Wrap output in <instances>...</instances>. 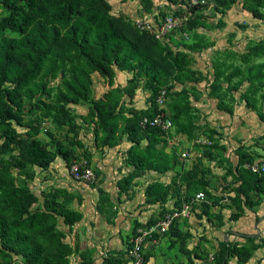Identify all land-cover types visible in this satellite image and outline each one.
Segmentation results:
<instances>
[{
    "label": "trees",
    "instance_id": "16d2710c",
    "mask_svg": "<svg viewBox=\"0 0 264 264\" xmlns=\"http://www.w3.org/2000/svg\"><path fill=\"white\" fill-rule=\"evenodd\" d=\"M145 1L141 8L148 12L152 0ZM161 1L167 5L184 4V0ZM211 1L219 16L236 3V0ZM263 6L264 0L241 2V7L259 20H264ZM0 7L5 12L0 18V264H68V257L73 253H78L80 264H121L117 258L109 257L94 263L86 249L78 251L76 246L63 240L65 232L58 225L69 231L81 217L79 211L66 206L72 194L63 188H49L38 194L30 189L28 179L33 176L32 167L44 168L52 161L36 137V121L48 119L56 128L73 126L68 105L87 103L85 115L93 121V148L113 147L122 136L129 142L122 159L128 170L115 183L117 193L126 192L132 180L146 171L162 174L177 161L174 152L165 150L167 140L158 127L139 124L142 117L151 118L163 112L174 133L193 137L197 125L191 119L184 85L194 70L186 55L206 48L209 43L192 33L195 38L191 42H180V48L171 50L167 44L136 28L130 20L111 15L106 0H0ZM185 8V12L192 14L186 4ZM199 17L193 14L186 22L201 25ZM215 25L221 27L223 23L218 20ZM6 30L14 35L6 34ZM233 55L238 64L230 65L226 61ZM233 55H227L225 60L217 56L213 59L206 96L215 100L217 110L231 115V94L245 83L239 98L262 121L264 38L251 41L243 51ZM116 71L130 73L123 85L114 82ZM92 72H97L107 86L96 99H92ZM55 78L57 83L50 86L49 81ZM138 80L149 90L146 108L136 109L129 104ZM173 85L179 88L170 92ZM163 86L167 95L172 93L168 117L155 102ZM15 126L22 131H17ZM48 135L54 153L66 161L67 155L59 142ZM140 140L144 141L143 145ZM208 140L210 143L202 149V156L224 163L225 173L237 182L229 197L234 212L228 219L234 220L244 208L256 203L250 193L256 197L264 195V173L251 172L242 166L255 157L242 144L234 148L236 160L232 163L223 155V144L212 135ZM197 169L176 171L168 184L158 180L146 183L143 202L163 203L171 186L175 188L172 192L175 202H180L181 196L188 201L186 196L190 190L205 186L201 176H197ZM96 191L99 197L95 209L108 222L100 202L109 204V201L102 189ZM255 247V244L230 246L229 242L220 241L214 264H226L231 255L237 263H244Z\"/></svg>",
    "mask_w": 264,
    "mask_h": 264
},
{
    "label": "crops",
    "instance_id": "0c3cea01",
    "mask_svg": "<svg viewBox=\"0 0 264 264\" xmlns=\"http://www.w3.org/2000/svg\"><path fill=\"white\" fill-rule=\"evenodd\" d=\"M106 2L110 6L109 13L111 15L126 18L131 22L143 19L153 20L154 18L152 17L155 15L157 16L155 7H151V10L145 13L140 9V5L137 0H106ZM241 2L242 0H236V3L231 5L229 9H227L225 13L220 16L213 10L216 18L211 22H208V19L210 18H204L201 16L198 18L202 21V23L207 22L211 24H214L216 21L220 20L223 23L221 27L214 26L213 28H210L209 26H207L206 28H204L200 24H195L194 26H191V30L189 29V31H192V33L194 32L193 35L196 34L195 36L199 37V40L202 39V41L209 43L206 48L201 49L202 52L205 53V57L208 56L210 58L213 55V58L219 56V60H225L226 58H228L227 55H233L237 52L243 51L245 46L248 45L251 41L264 38V34L263 36H260L256 39L248 36L251 32L256 35L258 32L262 31V29H264V24L253 29H242L231 24L234 20L230 15L231 12H233L234 14L232 15L236 17L250 20V24H255L258 21L264 23V20H259L251 17L250 13L246 9H243L241 7ZM161 3L163 4V2ZM174 6L175 5H170V8L174 9ZM263 9L264 6L261 8V11L264 12ZM185 32L186 34L188 33L187 31ZM224 35H227V37H224ZM167 45L169 46L170 43H168ZM234 56L235 55H233L232 57L230 56V58L234 59ZM260 60L261 59H256V61ZM235 64H238V60H236ZM123 73L124 71L115 72V76L119 77L118 81H121L120 77L124 78ZM90 77L92 81V95L94 89L97 93L95 96H92V99H96L101 96L107 86L103 78L100 77L97 72H92L90 74ZM208 77H210V75ZM94 82L97 83L96 86L93 85ZM120 85L123 84L120 83ZM245 86L246 84L244 83L240 87V89H238L237 91H233L231 94L232 100L229 101L233 110L231 115L217 110L214 106L215 100L207 97L205 93V97L207 98V100H209V102L211 103V108L214 110L213 112H215V114L219 116H226L229 118L231 117L232 125L234 124L235 127L243 124V122H245V118L244 116L240 117L239 114H236L234 112V107L236 104H241L243 107H245L244 115L248 122L246 128H242L240 130V138L238 141H236L235 146L232 145L231 148H228L227 145L224 144V140L217 137V134H212V136L216 137L220 144H223L225 146L223 155L225 157H228L232 163H234L236 160V156L234 155L233 150L239 144L245 146L246 151L255 156L254 158L264 159V119L260 121L257 118L256 112L254 110L248 109L245 106L243 100L239 98V92L243 91ZM82 104L85 106V112H81L79 113V115L85 116L87 112V103ZM74 106L79 105H68V107ZM44 128L46 129V127ZM128 145L129 142H127L124 136H122L115 146L110 148H102L101 151L104 154L102 157L103 160L114 161L113 159H115V161L117 162L116 164H118L117 159H120L121 161H119V164L122 163V159L125 156L124 151ZM166 148L167 145L165 147V150ZM116 154H118V158H116ZM81 158L87 162V159L84 157L73 158L70 159L66 166L65 175L68 178V185L54 184V181H57V173L54 168H51V165L55 162V159H62L59 155H55L54 157H52V161L44 168L33 166V176L31 179H28V184L32 192L37 194L40 191L48 190L49 188H63L68 193L73 195L72 200L67 203L66 206L81 213L79 221L74 223L75 231L82 233L81 241L83 242L85 249L88 251L90 258L94 263H99L102 258L109 257L117 258L121 262V264H125L126 243L127 239L132 233L131 230L133 227L147 224L150 219H153L163 212H166L174 207H178L182 202H188L189 211L186 216L179 217L167 232H164L162 234H153L150 238L144 241L141 247L143 264H188V260L191 259V264H214L210 261H206V263H200L199 258L194 257V253L203 255L206 253L207 255L209 254L210 258L211 252L215 253L218 251V243L220 241H227L229 242L230 246L235 245L249 247L251 244H258L256 248L250 251V255L246 262L237 263L235 256L231 255L228 257L226 264H264V261L261 258V252L264 253V243L259 244L260 241L264 242V195H259L258 197H256L254 193H250V197L254 200L256 199V203L251 208H244L236 219H228L229 214L231 212H234V207L231 204L229 197L233 195L234 192H232V190L237 185V182L234 181L229 174L225 173L226 168H209L211 174L220 173V171H222L225 176L226 183L222 184L220 188H225V191L227 190V192H224L223 197L215 200V202L213 203L205 201L204 204L206 206L204 208L203 206L199 208H193L191 205L193 203L192 196L190 197V201H185L184 197L181 196L180 202H175L176 196L175 194L170 193V190L166 200L163 203H144L142 192L146 183L153 180H158L168 184L176 171H179L181 169L185 170L187 168H170L162 174L146 171L142 176L136 178L140 181H144V183L142 186H140L139 191L134 194L132 199L128 201V204H132L134 202V198H136V208L139 212V216H137L136 218L137 225L128 228L129 224L120 223V219L119 227H114L113 230L108 228V224L105 222L104 224L106 225V227H100L101 216L95 211V206L94 204H91L89 199L78 203L79 198H75L74 196L76 195L77 197V193L74 191L75 186L73 185V183L78 182L71 179L68 172V166L71 161ZM209 161L214 162V160ZM93 169L96 173L99 171L103 176H105L104 184L102 185L106 189H116V180L120 176L124 175L128 170V168ZM213 169L218 170L219 172H212ZM148 175L151 177L148 180H145ZM162 177L165 178L163 179ZM180 192H182L181 189ZM79 193L84 195L87 192L85 190H79ZM170 194H172V198L170 197ZM226 204H228V206H226ZM144 208L146 210H142ZM156 208H158L160 212H154ZM204 234H207V239L201 238L202 236H204ZM108 236L111 237L105 241V238ZM94 237L101 244V246L95 243V240L93 239ZM68 264H80L78 253L69 255Z\"/></svg>",
    "mask_w": 264,
    "mask_h": 264
},
{
    "label": "rangeland",
    "instance_id": "374dc122",
    "mask_svg": "<svg viewBox=\"0 0 264 264\" xmlns=\"http://www.w3.org/2000/svg\"><path fill=\"white\" fill-rule=\"evenodd\" d=\"M137 1L140 4V9L142 10L141 5L145 4L146 1L145 0H137ZM161 2H162L161 0H152L151 7H155L157 15L170 13L172 11L170 5L168 6L167 4L164 3L162 4ZM213 6L214 5L212 2H208L206 5L196 8L195 11H193V14H199L201 17L204 18H210L208 19V22H211L213 19L216 18L213 12L214 10ZM4 14H5L4 10L0 7V18ZM232 14L234 13L233 12L230 13L231 17L234 20L231 24L238 28L253 29L264 24L259 21L255 24L254 23L250 24L249 22L250 20H247L245 18L243 19L241 17H236ZM201 25L204 28H206L207 26H209L210 28L216 26L215 23L211 24L207 22L206 23L203 22L201 23ZM190 26H192L191 23L185 22L181 27L177 28L170 34L169 48L171 50L180 48L178 46L180 42H191L195 38V36L194 37L192 36V31H189V29L191 28ZM184 30L188 32L186 35H184V33H186ZM5 33L8 35H14L13 33L7 30L5 31ZM263 34H264V29H262V31L258 32L256 35H254L251 32L249 33L248 36H250L253 39H256L259 38L260 36H263ZM224 37H227V35H224ZM217 57L219 58V56ZM186 59L188 60L190 67L194 70V73L192 74L191 79L187 81V83L184 85L185 86L184 88L188 92V100L191 105V109H190L191 119L196 122L197 127L193 130V137L187 138L184 135L174 133L173 126L170 124V133L167 137L166 151L174 152L177 156V161L172 166V168H187V169L198 168L197 176H201L200 180L202 182H205V186L204 188L197 187L195 190H190L186 198L187 200L190 201L191 199L190 197L195 192L197 191L203 192L204 195L203 200L193 201V203L191 204L193 208L194 207L199 208L202 207V204L205 203V201L209 203H213L215 202V200H218L219 198L223 197L224 192H227V190L225 191V188H220L222 184L226 183L225 176L222 173V171H220V173H212V174L210 173L211 171H209L210 170L209 168H225L224 163L219 162L218 160H214V162H211L202 156V149L207 145L205 141L208 140L209 135L217 134L216 136L224 140L225 141L224 144H226L228 148H231V146L232 145L235 146L236 141L239 140L240 130L242 128H246L248 121L244 115L245 107H243L241 104H236L234 107V112L236 114H239L240 117L244 116L245 122H243V124H241L240 126L235 127L234 124L232 125L231 117L229 118L226 116L224 117L215 114V112H213L214 110L211 108V103L205 97V93L207 90V83L211 78L208 76L211 75V70H212L211 63L214 59L213 55L210 58L208 56L205 57V53H203L202 50H198L196 51V53L193 52L186 55ZM228 60L230 65L236 63L235 59H228ZM123 74H124V78L120 77L121 81H118L119 77L115 76L114 82L118 84L120 83L124 84L125 80L130 76V73L124 72ZM57 81L58 78H55L54 80H50L49 85L54 86L57 83ZM96 84H97L96 82L93 83L94 86H96ZM178 88H179L178 86L173 85L170 88V92H172L173 90H177ZM96 94L97 93L94 89L93 95L95 96ZM171 98H172V93H168V95L165 98L164 105L162 107L167 117L170 114V109L168 107V104ZM148 103H149V90L143 87V82L141 80H138L137 87L135 89V94L133 95L129 104L133 108L139 109V108H146L148 106ZM78 105L79 106L69 107L70 114L73 116V122H74L73 126L64 125L62 127L56 128L52 125V123L48 119H42L36 121V126L38 128V133L36 134V137L41 140V142L44 144L49 154L52 157L56 155L54 153V146L51 142L48 133H50L53 136V138L59 142L60 149L64 151L67 155L66 161H64L63 159H59V160L55 159V162L51 165V168H54V170H56L57 173L56 174L57 181H54L55 182L54 184L68 185V180H67L68 178L65 175V170L68 162L70 161V159L73 158H79V157L86 158L91 168H126L123 163L119 164V161H121L120 159H117L118 164H116L117 162L115 161V159H113L114 161L103 160L102 158L104 155L103 152L101 150L93 148L92 134H91L93 121H91L86 115L84 116L86 117L85 120L82 118V116L79 115V113L85 112V106L82 103ZM33 114L37 115V112ZM43 126L46 127V130L42 129ZM15 129L19 132L22 131V128H20L19 126H15ZM140 144L143 145L144 141L140 140ZM184 150L189 151L190 153L189 157L187 158L181 157L180 154ZM118 157H119L118 154H116V158ZM15 172L16 169H13L14 174ZM212 172H219V171L213 169ZM150 177L151 176L148 175L145 178V180H148ZM162 178L164 179L165 177ZM104 180H105V176H103L102 173L98 171L96 173V179L92 183H83V182L73 183V185L75 186L74 191L77 193V197L76 195L74 196L75 198H79L78 203L89 199L91 204H94V206H96L98 204V197H99L96 189L100 188L105 192L107 199L109 201V204H107L106 202H100V206H102V210L105 212L106 218H108V222H106L105 216L100 215L95 209V211L101 216L100 227L101 228L106 227V225L104 224L105 222L108 224L107 225L108 228L114 230V227L115 228L119 227L120 219H121L120 223L129 224L128 228L137 225L136 218L137 216H139V212L137 211L136 208V198H134V202L132 204H128V201L132 199V197L134 196V194H136V192L139 191V188L140 186L143 185L144 181H140L139 179L135 178L132 180L131 186L129 187L128 191L123 193H117V190L115 188H110V189L104 188L102 185L104 184ZM169 188H170V193L174 192L175 188L173 189L172 186ZM79 190H85L87 193L82 195L79 193ZM170 195H171L170 197L172 198V194ZM34 206L35 205L33 204V207ZM226 206H228V204H226ZM142 210H146V209L144 208ZM158 211L159 209L156 208L154 212H158ZM58 228L64 230L65 233L63 240L65 242H67L71 246H76L78 251L85 249V246L81 241L82 233L75 231L74 224L72 225L69 231H67L66 228L60 224L58 225ZM110 237L111 236L106 237L105 241L108 240ZM201 238L207 239V234H204V236H202ZM93 239L95 240V243L101 246V244L96 240L95 237ZM262 242L263 241H260L259 244H263ZM255 245L256 247L258 246V244ZM261 253H262L261 258L264 261V253L263 252ZM210 254H211L210 258H209V254L207 255L206 253L204 255L199 253H194V257L199 258L200 263L201 262L206 263V261H210L214 263V259L216 257L217 252L215 253L211 252ZM191 261L192 259L188 260V264H191Z\"/></svg>",
    "mask_w": 264,
    "mask_h": 264
},
{
    "label": "built area",
    "instance_id": "2783aa9c",
    "mask_svg": "<svg viewBox=\"0 0 264 264\" xmlns=\"http://www.w3.org/2000/svg\"><path fill=\"white\" fill-rule=\"evenodd\" d=\"M183 2V5L174 6V9H172L170 13L158 16L155 20H135L132 23L136 28L151 35L155 40L163 44H168L170 34L181 27L189 18H192L193 11H195L196 8L206 5L210 0H184ZM185 4L192 10V14L185 12ZM184 35H186V33H184ZM166 96V87L163 86L159 89L155 98L156 105L159 109L163 107ZM163 115V112H157L151 118L144 116L141 118L139 124L141 126L148 125L158 127L167 140V132L170 131V124ZM42 129L46 130L44 127ZM205 143L209 144L210 141L206 140ZM180 155L181 157L187 158L190 156V153L184 150ZM242 166L251 172L264 173L263 158H254L250 162L243 163ZM68 172L71 179L76 182L92 183L96 179L93 168L82 158L71 161L68 166ZM203 196L201 191L196 192L193 194L192 200H203ZM188 211L189 203L182 202L178 207H174L154 217L150 223L136 226L127 239L125 264H143L141 254L143 242L153 234L167 232L173 223L179 217L186 216Z\"/></svg>",
    "mask_w": 264,
    "mask_h": 264
}]
</instances>
